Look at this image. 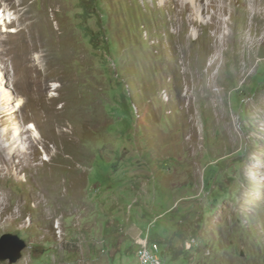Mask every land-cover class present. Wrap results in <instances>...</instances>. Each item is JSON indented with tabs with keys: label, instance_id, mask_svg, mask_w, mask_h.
<instances>
[{
	"label": "rangeland",
	"instance_id": "374dc122",
	"mask_svg": "<svg viewBox=\"0 0 264 264\" xmlns=\"http://www.w3.org/2000/svg\"><path fill=\"white\" fill-rule=\"evenodd\" d=\"M0 19L15 264H139L146 236L164 264H264V0H0Z\"/></svg>",
	"mask_w": 264,
	"mask_h": 264
},
{
	"label": "built area",
	"instance_id": "2783aa9c",
	"mask_svg": "<svg viewBox=\"0 0 264 264\" xmlns=\"http://www.w3.org/2000/svg\"><path fill=\"white\" fill-rule=\"evenodd\" d=\"M135 244L138 246L137 256L139 264H164L160 256V248L158 244H153L150 238H138L135 240ZM196 240L188 241L186 247L191 249L196 245Z\"/></svg>",
	"mask_w": 264,
	"mask_h": 264
},
{
	"label": "water",
	"instance_id": "95a60500",
	"mask_svg": "<svg viewBox=\"0 0 264 264\" xmlns=\"http://www.w3.org/2000/svg\"><path fill=\"white\" fill-rule=\"evenodd\" d=\"M25 248L26 242L19 236L13 234L4 235L0 239V260L15 264L22 258V252Z\"/></svg>",
	"mask_w": 264,
	"mask_h": 264
},
{
	"label": "bare ground",
	"instance_id": "6f19581e",
	"mask_svg": "<svg viewBox=\"0 0 264 264\" xmlns=\"http://www.w3.org/2000/svg\"><path fill=\"white\" fill-rule=\"evenodd\" d=\"M3 22H6V20L5 19H0V24H2ZM4 25V24H3ZM262 114V113H261ZM260 114V117H262V115ZM263 118V117H262ZM30 128H31V130H33V132L35 133V137H36V139L38 138V131H37V128L34 126V125H32V126H30Z\"/></svg>",
	"mask_w": 264,
	"mask_h": 264
},
{
	"label": "crops",
	"instance_id": "0c3cea01",
	"mask_svg": "<svg viewBox=\"0 0 264 264\" xmlns=\"http://www.w3.org/2000/svg\"><path fill=\"white\" fill-rule=\"evenodd\" d=\"M138 238H139V237H136V239H138ZM136 239H135V240H136Z\"/></svg>",
	"mask_w": 264,
	"mask_h": 264
}]
</instances>
